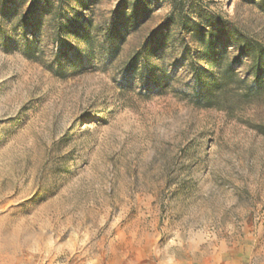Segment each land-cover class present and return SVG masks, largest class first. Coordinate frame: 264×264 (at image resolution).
Listing matches in <instances>:
<instances>
[{
	"label": "rangeland",
	"instance_id": "rangeland-1",
	"mask_svg": "<svg viewBox=\"0 0 264 264\" xmlns=\"http://www.w3.org/2000/svg\"><path fill=\"white\" fill-rule=\"evenodd\" d=\"M180 13L251 85L264 0H0V264H264V90L189 97Z\"/></svg>",
	"mask_w": 264,
	"mask_h": 264
},
{
	"label": "trees",
	"instance_id": "trees-1",
	"mask_svg": "<svg viewBox=\"0 0 264 264\" xmlns=\"http://www.w3.org/2000/svg\"><path fill=\"white\" fill-rule=\"evenodd\" d=\"M183 1L184 0H173L175 6H180ZM58 18H60V11L55 12L54 21L57 38L61 39L60 35L63 30V23ZM179 25L182 26V28H184L183 30H186L188 34H194L198 42L201 44L202 50L197 52L195 59H203L211 67V69L200 68L196 62H192L191 68L194 74L193 93L188 95L189 97L194 98V100L201 105L215 106L218 105L220 100L225 98L231 91L237 92V94L242 97H250L259 95L264 90L263 44L248 38L234 27H230L228 24L221 21L220 28L223 31L232 34L234 38L242 44V53L249 55L253 60L251 69L254 74V79L251 85H246L245 80L237 78L232 66L222 67L219 65L223 58V54H218L214 50L216 37L213 29L208 30L207 28H201L195 22H192V24L186 22L182 13H180ZM152 46L153 42L151 41L145 43L142 49L128 63V69H132V66H134L139 59L143 60V66L141 67L142 71L138 74L144 82H146V80H144V70H148L147 65L150 58L149 51L152 49ZM215 66L217 71L214 70Z\"/></svg>",
	"mask_w": 264,
	"mask_h": 264
}]
</instances>
